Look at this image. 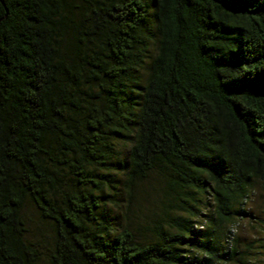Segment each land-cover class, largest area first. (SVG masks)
Masks as SVG:
<instances>
[{
    "label": "trees",
    "instance_id": "16d2710c",
    "mask_svg": "<svg viewBox=\"0 0 264 264\" xmlns=\"http://www.w3.org/2000/svg\"><path fill=\"white\" fill-rule=\"evenodd\" d=\"M256 198L264 0H0V264H264Z\"/></svg>",
    "mask_w": 264,
    "mask_h": 264
},
{
    "label": "rangeland",
    "instance_id": "374dc122",
    "mask_svg": "<svg viewBox=\"0 0 264 264\" xmlns=\"http://www.w3.org/2000/svg\"><path fill=\"white\" fill-rule=\"evenodd\" d=\"M151 192L149 191L148 194ZM146 200L143 203V210L142 212L144 215L149 216L150 210L153 208V205L155 204L156 197L151 194L148 197L145 198ZM260 200L257 198L255 201L251 204L252 208L255 211V214L260 217V219H264V213H260ZM26 220L28 223L29 231L34 238L36 239H43L46 236H48L47 228L42 226L38 223L33 210L30 207H27L25 210ZM250 224H247L246 222L241 223L240 226L237 227V234L242 238L243 240H254L258 237L264 238V222L257 220V224H252L253 228L249 226ZM263 264V263H262Z\"/></svg>",
    "mask_w": 264,
    "mask_h": 264
}]
</instances>
